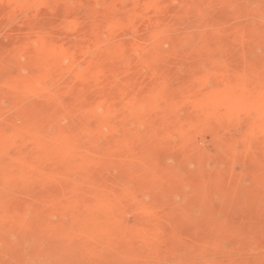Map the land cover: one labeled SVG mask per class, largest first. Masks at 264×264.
Returning <instances> with one entry per match:
<instances>
[{"label": "bare ground", "instance_id": "obj_1", "mask_svg": "<svg viewBox=\"0 0 264 264\" xmlns=\"http://www.w3.org/2000/svg\"><path fill=\"white\" fill-rule=\"evenodd\" d=\"M18 1L0 0V37L17 34L21 38L10 49L0 39L1 66L18 63L27 51L24 48H29L25 46L36 40L44 16L73 17L70 0H61L57 6L36 10L21 20V11L36 0L23 1V6ZM75 1L85 5L94 0ZM243 1L246 12H256L264 21V0ZM216 3L223 5L224 16H216ZM226 4L227 0H147L141 4L140 14L137 12L138 22L128 24L124 22L128 6L124 0H112L103 12L75 19L68 31L70 41L63 35L55 38V43L41 47V55H28L32 59L27 65L35 71L31 77L8 76L13 84H5L0 94L15 97L25 92L23 96L29 100L34 99L35 84L42 80L67 82L71 76L78 83L77 87L65 86L47 95L43 104L29 101L30 105L23 106L20 114L8 118V128L0 129V140L14 137V142L7 141L5 151L13 148L24 153L23 163L7 155L0 157V244L7 245L0 248V264H33L35 260L43 264H264V118L247 123L238 139L222 138L221 152L214 157L202 155L197 144L184 148L179 144L181 139L190 138V132L199 124L208 123L219 132L220 122L238 112H264V88L260 85L264 59L251 56L258 43L264 42V24L255 28L247 24L229 26L233 15L229 17ZM252 18L255 19H247ZM162 19L164 24L157 25L156 21ZM108 23L109 33L105 36L129 31L136 40L98 51L97 59L91 58L85 64V74L74 70L87 52L85 47L83 55L84 46L75 39L101 40L102 24ZM219 24L221 32H201L206 26L215 28ZM55 29L51 26V30ZM247 36L255 40L242 44L243 59L224 61L211 57L209 72L202 69L203 59L209 49L219 45L217 41L228 48L236 39ZM145 38L150 39V47L139 45ZM168 39L173 43L166 51L163 47ZM61 61L71 62L65 67ZM184 66L190 69L179 78L184 80L183 87L170 89L171 79H178ZM237 68L242 72L241 78L225 82L224 71ZM102 71L108 72L102 73L104 78L99 77ZM12 72L11 69L4 73L7 76ZM212 79L215 88L209 87ZM121 81L122 87L116 89ZM152 84H162L164 88L155 89ZM70 91L75 98H61ZM147 100L154 101L152 106L146 102L150 105L148 111L141 106ZM103 104L109 106L100 117L96 110ZM168 106L174 108L169 114L162 110ZM3 108L0 104V112ZM143 109L147 112L142 113ZM16 117L23 121L19 129L11 126ZM92 118L96 119L93 123L89 122ZM238 118L236 124L240 127ZM64 119L70 122L65 130L58 124ZM104 127L109 133L103 131ZM15 137H20L19 143ZM217 139L220 143L219 135ZM239 140L248 151L243 152L248 164L262 170L251 184V196L236 194L246 188V183L242 178L232 179L229 170L230 156ZM172 153H178V157L170 165ZM80 154L85 157L78 170L59 169L61 163L76 162ZM21 179L25 183L19 188ZM30 188L38 189L33 199L27 195ZM136 193L151 195V202L140 205ZM258 193L257 198L252 197ZM23 202L24 210H17ZM38 202L47 205L33 211ZM257 205L260 210L253 213L251 209ZM29 211H33L31 219ZM125 212L135 214L132 226L122 221ZM245 224L252 231L245 236L240 234L243 237H238V243L245 240L247 247L243 244L238 249L237 243L232 252L224 251V229L230 232ZM147 229L154 231L156 237L145 234ZM258 229L263 234L258 236Z\"/></svg>", "mask_w": 264, "mask_h": 264}, {"label": "rangeland", "instance_id": "obj_2", "mask_svg": "<svg viewBox=\"0 0 264 264\" xmlns=\"http://www.w3.org/2000/svg\"><path fill=\"white\" fill-rule=\"evenodd\" d=\"M26 1V0H19L18 1V3H19V5L20 6H23V4H24V2ZM112 0H94L93 2H90L89 4H77V2L75 1V0H70V4H71V6H73V17H71V19H70V17H59L58 15H53V14H50V15H52V16H49V15H46V16H44V17H46L45 18V20H43V18L41 19V21H40V23H39V28H38V34H37V38H35L36 40L31 44L30 42H27V43H30V44H27V45H29V46H25V47H29V48H24V49H27V51L26 52H24V54L23 55H21L19 58H18V63L17 62H15L16 63V65H15V63H7L6 65H5V63L1 66V64H0V89L1 88H3V86L5 85V87L6 86H9V85H11V84H13V81L14 80H12V79H10L8 76H10V77H13V76H18V75H22V76H24V78H27L28 76L29 77H31L34 73H35V71L34 72H32L33 70V68H32V66H29V65H27L28 63H30V59H32V56L31 57H29L28 55H31L32 54V52L34 53V52H37V53H39L40 51V53H42L44 50H43V48H45L46 46H49V45H51V44H53V43H55V41H56V39L55 38H60L61 36L63 37V35H64V37H65V40H67V41H70V37H69V35H68V31L70 32L71 30H72V27H71V24L72 23H74V21H75V19L76 20H78V19H82V18H85V17H89L90 15H92V14H96V13H101V12H103L106 8H107V6H108V3H110ZM140 2L139 0H124V3L128 6V14H127V16L124 18V22L125 23H128V24H134V23H136V22H138L137 21V18H136V16H139V14H140V10H141V7H142V5L141 4H146V2H147V0L145 1V0H142V2L141 3H138V2ZM240 1V2H239ZM242 1V2H241ZM246 1V0H245ZM232 2H234V3H232ZM61 3V0H36V1H34V3L32 4V6L30 7V8H28L27 10L26 9H24V10H22L21 11V16L22 17H20V19L21 20H23V19H25V18H29V16L31 17V15L32 14H34V13H36V10L37 11H41V10H46V8H48L49 6L50 7H52V6H57L58 4H60ZM136 3V4H135ZM156 3V2H155ZM154 3V5H157V3L155 4ZM242 4H246V3H244V1L243 0H227V6H226V12L228 11V13H229V17H231L232 15V18L229 20V26H232V25H236V24H247V25H253V27L255 28V27H259V26H261L262 24H264V21H261L260 19H259V17H257L256 16V14H258V13H256V12H252V11H247L246 12V9H245V7L244 6H242ZM34 5V6H33ZM134 6L133 8H131V6ZM139 5V6H138ZM138 6V7H137ZM215 6H217V8L215 7ZM214 6V10H215V8H216V11H217V13H216V11H215V14H216V16H219V15H223L224 16V14H225V12H224V8L221 6L220 7V5H217V3H216V5ZM36 7V8H35ZM153 7V6H152ZM218 7H220V8H218ZM42 8V9H41ZM140 8V9H139ZM222 8H223V10H222ZM32 9V10H31ZM131 9H132V11H131ZM139 11V14L137 13ZM230 11V12H229ZM236 11V12H235ZM241 11H244V12H241ZM23 12V13H22ZM133 12V13H132ZM135 12V13H134ZM249 12V13H248ZM32 13V14H31ZM151 13H153V12H151ZM231 13V14H230ZM235 13V14H234ZM28 14V15H27ZM247 14H249V15H247ZM255 14V15H254ZM27 15V16H26ZM129 15V16H128ZM48 16V17H47ZM254 16V18L255 19H247L248 17H253ZM131 17V18H130ZM256 18H258L257 20H256ZM129 19V20H128ZM246 19V20H245ZM240 20V21H239ZM243 20V21H242ZM254 20V21H253ZM59 21V22H58ZM69 21V22H68ZM238 21V22H237ZM159 22V23H158ZM158 22L156 21V24L158 25H160V23L163 25L164 23L163 22H165L163 19L162 20H158ZM235 22V23H234ZM242 22H244V23H242ZM252 22V23H251ZM256 22V25H254V23ZM259 22V23H258ZM58 23V24H57ZM66 25V28H64V26ZM102 25H104V26H102ZM102 25H100V26H102L101 27V29H100V31L102 32V33H100V34H106V33H109L108 31H109V23L108 24H102ZM107 25V26H106ZM259 25V26H258ZM51 26L53 27V28H55L56 27V29H55V31L54 30H51ZM41 27V28H40ZM105 27V28H104ZM218 29H217V28ZM66 29V30H65ZM71 29V30H70ZM108 29V30H107ZM206 29V30H205ZM208 29V30H207ZM203 30V31H202ZM201 30V32L203 33V34H211V33H216V32H221V27H220V24H219V26H215V28H213V27H210V26H206V27H204L203 29ZM53 31V32H52ZM125 32V33H124ZM128 32V33H127ZM122 31V32H119L118 34H116V35H114V37H112L111 35H106L105 36V34H104V36H103V39H99V40H96V41H93V39L95 40V38L94 37H89L88 39L90 40V39H92L91 41H93V43L91 42V44L92 45H90L89 46V44H90V42H89V40L88 39H84V40H80V41H77V39H75V42L76 43H78V44H80L81 42H82V44H80V45H82L81 47H83L82 49H83V51L85 50V47L87 48V52L86 51H84L83 52V55H84V53L86 52V53H88V50H90L89 51V53L88 54H86L85 53V55H84V59H82V60H80L78 63H76L77 65H75V68H74V70H77V71H79L80 70V72H83L84 73V71L85 70H87L86 69V65H87V63H88V61L89 60H91V58H92V60L94 59V60H96L97 59V56H98V53L102 50V49H106V48H108V49H110L111 47H113V48H115L116 46H118V45H120L121 43H124L125 41H127V42H129V41H131V40H136V39H134L135 38V36L134 35H132L131 33H129V31ZM208 32V33H207ZM14 35L15 34H13V35H11V36H8V37H0V39H1V42L3 41V39H4V41L2 42L3 44H4V46L5 47H7V48H13V46H16L15 44H17V42L19 43L20 41H21V38L16 34L15 35V37H14ZM57 35H59V36H57ZM127 35V36H126ZM132 35V36H131ZM149 35V34H148ZM148 35H146L147 36V38L149 37ZM152 35H153V33H152ZM134 36V37H133ZM19 37V38H18ZM106 37V38H105ZM205 37H207V36H205ZM248 38L246 39L245 37H240V38H238V39H236L233 43L234 44H231V45H229L228 46V48H225V46H224V44H223V42L221 43V41H217V43L219 44V45H217L216 46V48H215V46L214 47H212L211 49H209V51H208V53H207V55H206V59L204 60L203 59V61H202V69L205 71V72H209V70H210V66H208V65H210V64H212V62H211V59L212 58H214V59H216L217 57L218 58H223L224 59V61L226 60V59H232V60H235V59H238V57H239V60H241V59H243L242 57H245V54L242 52V49H241V46H242V44L245 42V43H247L246 41H253V39L255 40V38H251L250 36H247ZM14 38V39H13ZM18 40H17V39ZM111 38V39H110ZM16 40V41H15ZM20 40V41H19ZM86 40H87V42H86ZM142 40V39H141ZM144 40V39H143ZM142 40V41H143ZM148 41H146V38H145V40H144V42L142 43V42H140V40L138 41V42H140L139 43V45L140 46H144L145 44V46L144 47H150L151 45H149L150 43H151V41H150V39H147ZM171 40V39H170ZM238 40V41H237ZM48 42V43H47ZM85 42V43H84ZM88 42H89V44H88ZM102 42V43H101ZM169 39L167 40V42H166V45H165V43H164V50H166V51H168V50H170L169 48H170V46L172 45V43H173V40H171L169 43ZM241 42V43H240ZM87 43V44H86ZM100 43V44H99ZM109 43V44H108ZM149 43V44H148ZM168 43V44H167ZM240 44V45H238V44ZM244 43V44H245ZM99 44V45H98ZM104 44V45H103ZM235 44H237V45H235ZM35 45H36V47H35ZM96 45H97V47H96ZM233 45V46H232ZM10 46V47H9ZM92 46H95V48L94 47H92ZM163 46V45H162ZM219 46V47H218ZM41 47H43V48H41ZM90 47V48H89ZM230 47V48H229ZM235 47V48H234ZM98 50H97V49ZM240 48V49H239ZM258 48V49H257ZM112 49V48H111ZM226 49H228V50H226ZM236 49H237V51H236ZM29 50V51H28ZM93 50V51H92ZM264 42H259L258 43V45H257V47H256V49H255V51H253L252 52V54H251V56L252 57H254L255 59H260V60H262V59H264ZM39 51V52H38ZM99 51V52H98ZM97 52V53H96ZM38 54V55H41V54ZM27 54V55H26ZM259 54V55H258ZM138 56H140V54H138ZM263 56V57H262ZM94 57V58H93ZM210 58V60H209V58ZM212 57V58H211ZM30 58V59H29ZM90 58V59H89ZM206 60H208L207 61V63L204 65V62H206ZM62 62V61H61ZM70 62L71 61H64V62H62V64L63 65H65V67H67V66H69L70 65ZM210 62V63H209ZM13 64V65H12ZM86 64V65H85ZM208 64V65H207ZM17 65H20V66H17ZM67 65V66H66ZM204 65V66H203ZM12 66V67H11ZM18 68H17V67ZM80 66V67H79ZM208 66V67H207ZM15 67V68H14ZM78 67V68H77ZM95 67H92L91 69H94ZM11 69H12V73H10L9 75H5V73H9V71L11 72ZM189 67H187V66H184V67H182L181 69H180V71H179V75H180V77H178V79H171V81H170V83H169V85H170V89H172V90H178V89H180V88H182L183 86V83H184V80H181L186 74H187V72L189 71ZM201 69V70H202ZM238 69V70H237ZM236 70L234 69V71L233 70H230V71H228V70H225L224 71V73L222 74V78L224 79V81L225 82H227V83H231V82H236V81H238V79H240L241 78V76H242V72L239 70V68H237ZM21 71V72H20ZM26 71V72H25ZM235 71H237V73L235 72ZM5 72V73H4ZM18 72V73H17ZM31 72V73H30ZM86 72V71H85ZM91 72H94L93 70H91ZM104 72V73H103ZM107 71H102V72H100V75H99V77L100 78H104V76L103 75H106L107 73H106ZM102 73H103V75H102ZM183 73V74H182ZM227 73V74H226ZM85 74V73H84ZM2 77V78H1ZM71 76H69L68 78H67V82H66V80H61V81H55V82H52V81H50L49 79H46V80H42V81H40V82H38V83H36L35 84V87L34 88H36V89H34L36 92H34V94L32 95L33 97H34V99H31V98H33V97H31V96H28V98L29 97H31L30 99L31 100H29V99H27V97L25 98L23 95H25L24 93L25 92H22L23 94L21 95V93H18L19 94V96L20 97H18L17 95L18 94H16V96L15 97H11V95H6V94H0V104H1V106L2 107H4L3 109L4 110H2L1 112H0V129H2V130H5V128H8L7 127V124H5L6 123V121L8 120V118L10 117V116H13V115H18V114H20L21 113V109L23 108V106H25V105H30V104H32V103H34V104H43L44 103V101H45V98H46V96L48 95H51V94H54V93H56V92H59V91H61L65 86H69V85H75L76 87H77V83H78V81H76V79H71L70 78ZM238 77V78H237ZM179 78H181V79H179ZM237 79V80H236ZM229 82H228V81ZM233 80V81H232ZM124 81V80H123ZM261 81V83H260V85L264 88V77L260 80ZM12 82V83H11ZM183 82V83H182ZM249 82V81H248ZM72 83V84H71ZM122 81L121 82H119L117 85H116V89H119L120 87H122ZM7 84H9V85H7ZM38 85V86H37ZM46 85V86H45ZM153 88H164V85H162V84H152L151 85ZM4 87V88H5ZM63 87V88H62ZM209 87L210 88H215V82H214V80L212 79V80H210V82H209ZM161 89V90H162ZM53 90V91H52ZM49 91V92H48ZM45 93V94H44ZM32 94V93H31ZM44 94V95H43ZM6 95V96H5ZM39 95V96H38ZM35 96H36V98H35ZM74 96V93H71V91L69 92V93H64V94H62L61 95V98L62 99H66V100H69V99H72V98H75V96ZM16 97H18V98H16ZM25 100H27V101H24V99ZM2 99V100H1ZM7 99V100H6ZM35 100V101H34ZM5 101V102H4ZM13 101V102H12ZM25 103H24V102ZM31 103H30V102ZM146 102H148L149 104H151V106H152V104H153V100H147V101H145L144 103H142L141 104V106H143L144 107V109H146L147 111H148V109H150V105L149 106H147L146 104ZM2 103H4V105L2 104ZM24 103V104H23ZM30 103V104H29ZM104 105V106H103ZM102 106L103 107H101V108H97V110H96V112H99V113H97V115H101L102 117L106 114L105 112L107 111L106 110V108L108 109V107L107 106H109L108 104H107V106L105 105V104H103ZM22 106V107H21ZM141 106L140 105H138V108L140 107L141 108ZM139 108V109H140ZM12 109V110H11ZM141 110V112L142 113H146L147 111L146 110ZM99 110V111H98ZM162 110H164V113L166 112L167 114H169L170 112H172V110H174V108L172 107V106H168V107H166V108H164V109H162ZM263 111V109H261V110H259L258 109V111L256 110H253L252 112H238V113H236V114H234L235 116H231V117H233V118H231V117H229V118H227V119H224L223 121H221L220 122V127H219V132H215V130H214V128H212V126L209 124L208 125V123H202V124H199L198 125V127H199V131L198 130H196L195 128L192 130V132H190V134H189V137L190 138H184V139H181L182 141H180V145H181V148H184V147H187V146H189L190 144L191 145H193L194 147H196V144L198 145V147H197V149L198 150H201L200 151V153L202 154V155H204V156H209V157H214V156H216L219 152H221V149H220V147H221V142L222 141H224V140H228V139H230V140H232V139H238L239 138V134L241 133V131H244V129H246V127H247V125H249L251 122H253L254 120H256V119H259L260 117H262V118H264V112H262ZM103 113V114H102ZM160 113H162V112H160ZM263 113V114H262ZM9 114V115H8ZM13 114V115H12ZM99 115V116H100ZM6 116V117H5ZM100 116V117H101ZM238 116H239V118H238ZM238 118V120L239 121H241L242 122V126H240L239 127V125L238 124H236V120H237V118ZM4 118V119H3ZM231 118V119H230ZM233 119V120H232ZM95 118H92V119H90L89 120V122L91 121L92 123L93 122H95ZM225 120H226V125L225 124H223L224 122H225ZM232 120V121H231ZM228 121V122H227ZM235 121V122H234ZM233 122V123H232ZM228 123V124H227ZM248 123V124H247ZM11 124V123H10ZM9 124V125H10ZM58 124H59V126H61L62 128H64V130L65 129H67L68 128V126L70 125V122H69V120H67V119H64V120H61V121H59L58 122ZM205 124V125H204ZM222 124V125H221ZM247 124V125H246ZM22 125H23V121H22V119L20 118V117H16V119L14 120V122L12 123V127L14 126L15 128H21L22 127ZM243 125H246V126H244L243 127ZM10 126V127H11ZM203 126V127H202ZM237 127V128H236ZM239 127V128H238ZM209 128V129H208ZM211 129V130H210ZM224 129V130H223ZM208 130V131H207ZM103 131L105 132V133H109V129L107 128V127H104L103 128ZM202 132V133H201ZM195 133H196V135H195ZM217 134V135H216ZM221 134V135H220ZM222 134H224V135H222ZM218 135H219V141H220V143L217 141L218 139H217V137H218ZM192 137V138H191ZM19 138L20 137H15V141L17 142L18 141V143L20 142L19 141ZM222 138H225L224 140L222 139ZM3 138H1V140H2ZM214 139V140H213ZM0 140V157L1 158H3V157H7V156H9L10 158H12V157H14L13 159H15V160H17L18 162H24L23 161V156H24V153L22 152L23 150L22 149H14L13 150V148H11L10 150L11 151H8L9 149H7V151L8 152H6L5 150V147H6V145L8 146V144H7V141H13L14 140V137H12L11 139L9 138L8 140H7V138H4V140H2L1 141ZM2 142V143H1ZM14 142V141H13ZM240 140H239V143H237L236 144V146H235V150H234V153L232 154L231 153V156H230V163H229V170H230V174H231V176L233 177H231L232 179H234V178H242V179H244L245 180V183H246V188L245 189H243V190H240V191H237L236 192V194L237 195H239V196H251L252 195V192L250 191L251 190V188H252V182H253V180H254V178L258 175H260L261 173H262V170H261V168H259L258 166H251V165H249L248 164V162L245 160V158L243 157L245 154L243 153V152H246V154H247V150H246V147L244 148V146H243V144L241 143L240 144ZM189 144V145H188ZM219 144V145H218ZM200 145V146H199ZM218 147V148H217ZM7 148V147H6ZM252 149V148H251ZM16 151H17V154L15 155V153H16ZM251 151V150H250ZM253 151V150H252ZM22 152V153H21ZM64 152V150H61L60 151V153L62 154ZM235 154V155H234ZM263 155H264V152L262 153ZM7 155V156H6ZM262 155V156H263ZM173 156V157H172ZM234 156V157H233ZM21 157V158H20ZM84 157H85V154H80L76 159L78 160H76V165H74V162H65V163H61L60 164V167H59V169L61 170V171H66V170H78L79 169V164H80V162H82L83 160H84ZM177 157H178V153H172L171 155H170V159H169V163H170V165H173V164H175V162H176V160H177ZM232 157V158H231ZM263 159H264V156H263ZM244 161V162H243ZM246 161V162H245ZM79 162V163H78ZM71 163H73V164H71ZM78 164V165H77ZM246 166V167H245ZM70 167V168H69ZM78 167V168H77ZM67 168V169H66ZM261 170V171H260ZM1 174V173H0ZM2 176V175H1ZM249 176V177H248ZM20 183H19V188H22L23 187V184L25 183V181L24 180H20L19 181ZM23 182V183H22ZM22 185V186H21ZM30 191V192H29ZM251 192V193H250ZM37 193H38V189H36V188H30V189H28V191H27V195L28 196H30L32 199L35 197V195H37ZM34 197H33V196ZM136 196H137V199H138V201L140 202L139 204L140 205H146L147 203H150L151 202V200H152V197H150L151 195H144L143 196V193L141 194V193H136ZM259 196V193L258 194H254L252 197L253 198H257ZM146 197V198H145ZM149 199V200H148ZM142 201H143V203H142ZM147 201V202H146ZM149 201V202H148ZM146 202V203H145ZM46 203H44V202H38V204L36 205V204H34L33 205V207H35V209H33V211H35V210H37V209H39V210H42V209H44L45 207H46ZM37 206V207H36ZM258 206V205H257ZM257 206H255L254 208L255 209H251V211L253 212V213H256L258 210H260V208H259V206L257 207ZM257 209V210H256ZM17 210H19V211H23L24 210V202L23 203H20V204H18V206H17ZM255 210V211H254ZM33 211H29L28 213H29V217L28 218H32L33 217ZM30 212L32 213V214H30ZM27 213V214H28ZM248 213V212H247ZM22 220V219H21ZM126 220V221H125ZM136 220V216H135V214L133 213V212H125L123 215H122V221H124L123 223L125 224V225H131L132 223H133V221H135ZM135 223V222H134ZM18 225H21V223H19ZM133 225V224H132ZM131 225V226H132ZM178 225H176V227H177ZM244 228H246V229H244ZM241 227V229H239ZM177 228H179L180 229V226L179 227H177ZM251 229V227L248 225V224H245V225H238V226H235L234 228H232V229H230L229 231L230 232H226L225 231V229H224V234H223V236H222V240H221V242L224 244V246L226 247H223V249H224V251H226L227 253H230V252H232V249H234V248H237V246H238V249L239 248H242L243 247V244H244V242H245V240L243 241H240L239 243H238V237H243V236H245L248 232H250V231H252V230H250ZM238 229V230H237ZM228 230V229H227ZM232 230V231H231ZM237 230V231H236ZM242 230H243V232H242ZM247 230H249V231H246ZM17 231H20L19 229L17 230ZM149 231V232H148ZM150 231H151V233H150ZM239 231V232H238ZM261 233H260V232ZM226 232V233H225ZM231 232H232V234H231ZM236 232H238V234L236 233ZM145 234H149V235H151L152 237L155 235V237H156V233L154 232V231H152L151 229H147V230H145V232H144ZM257 233H258V236L259 235H261V234H263V231L262 230H260V229H258V231H257ZM243 234V236H241V235ZM228 235H230L231 237H232V240H231V237L230 236H228ZM235 236V237H234ZM234 237V238H233ZM236 240V241H235ZM237 243H238V245H237ZM222 244V245H223ZM3 245V246H2ZM237 245V246H236ZM246 247H247V243H245L244 244ZM7 245L5 244V243H1L0 244V248L2 249H4L5 247H6ZM228 251H227V250ZM155 251V250H154ZM5 257H7V256H5ZM33 264H43L41 261H39V260H35L34 262H33Z\"/></svg>", "mask_w": 264, "mask_h": 264}]
</instances>
